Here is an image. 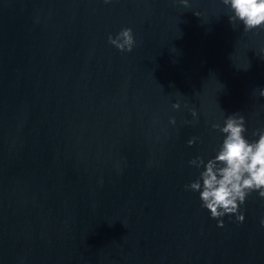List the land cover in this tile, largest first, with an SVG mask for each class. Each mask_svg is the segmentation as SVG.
<instances>
[{
    "label": "water",
    "instance_id": "95a60500",
    "mask_svg": "<svg viewBox=\"0 0 264 264\" xmlns=\"http://www.w3.org/2000/svg\"><path fill=\"white\" fill-rule=\"evenodd\" d=\"M228 15L222 0H0V264H264V198L219 226L184 187L189 160L214 155L212 123L264 127V28ZM123 27L131 51L108 40Z\"/></svg>",
    "mask_w": 264,
    "mask_h": 264
},
{
    "label": "clouds",
    "instance_id": "9594fccd",
    "mask_svg": "<svg viewBox=\"0 0 264 264\" xmlns=\"http://www.w3.org/2000/svg\"><path fill=\"white\" fill-rule=\"evenodd\" d=\"M180 3L187 7L190 0H180ZM222 3L229 10L228 19L234 28L240 24L245 31L264 28V0H222ZM195 14L200 16L199 12ZM108 40L121 51H131L136 43L131 27H123L114 35L110 33ZM258 93L264 96V87L259 88ZM173 107L179 108V101ZM191 111L196 117V110ZM169 119L170 123H176L174 116ZM211 127L220 133L214 155L206 158L198 154L189 160L198 174L184 187L198 193L200 206L217 218L219 226H223L220 218L226 214H235V219L243 222L245 215L240 209L246 198L253 192L264 198V127L253 130L251 136L246 135L245 117L239 112L226 115L222 123L214 122ZM197 139L192 137L188 144ZM260 223L264 225V217Z\"/></svg>",
    "mask_w": 264,
    "mask_h": 264
}]
</instances>
